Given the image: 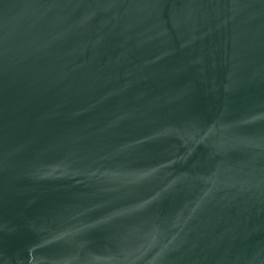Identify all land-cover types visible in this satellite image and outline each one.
<instances>
[{
	"label": "water",
	"instance_id": "95a60500",
	"mask_svg": "<svg viewBox=\"0 0 264 264\" xmlns=\"http://www.w3.org/2000/svg\"><path fill=\"white\" fill-rule=\"evenodd\" d=\"M0 264H264V0H0Z\"/></svg>",
	"mask_w": 264,
	"mask_h": 264
}]
</instances>
